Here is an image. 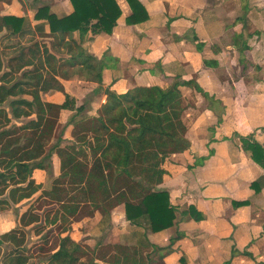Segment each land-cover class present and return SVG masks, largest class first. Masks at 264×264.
<instances>
[{"label": "crops", "instance_id": "crops-1", "mask_svg": "<svg viewBox=\"0 0 264 264\" xmlns=\"http://www.w3.org/2000/svg\"><path fill=\"white\" fill-rule=\"evenodd\" d=\"M115 1L121 15L109 34L88 31L81 43L73 32L61 44L57 33H49L48 23L34 15L38 7L47 6L62 17L72 10L69 0H5L0 16H24L32 27L43 23L44 32L6 35L2 29L0 34H34L45 73V52L61 55L52 75L62 88L45 96L55 100L69 94L75 107L84 103L80 114L98 115L107 90L123 94L134 87L166 88L176 75L188 83L180 89L189 145L164 159L161 180L150 185L153 191H166L178 209L171 227L146 233L151 244L170 246L171 252L158 251L153 259L160 264H264V169L240 140L248 137L264 144V0H140L148 19L134 25L125 23L130 14L126 1ZM71 37L100 62V83L87 77L82 66L79 74L68 69L64 77L69 53L60 51ZM88 96L99 100L98 105L87 107ZM108 211L106 222L98 218L97 227H102L97 233L86 230L89 217L81 220L84 229L78 238L83 246L94 250L101 242L113 253L114 246H124L131 251L128 264L140 256L147 263L151 247L137 245L143 228L125 220L123 204ZM94 264L108 263L95 258Z\"/></svg>", "mask_w": 264, "mask_h": 264}, {"label": "trees", "instance_id": "trees-1", "mask_svg": "<svg viewBox=\"0 0 264 264\" xmlns=\"http://www.w3.org/2000/svg\"><path fill=\"white\" fill-rule=\"evenodd\" d=\"M125 1L130 8V14L125 18L126 24L134 25L148 19L147 10L140 0ZM69 2L72 10L62 17L49 12L47 6L38 7L34 15V19H44L48 23L50 34H58H56L58 43H61L65 35H73V32L78 33L81 43L88 31L92 34H109L121 15V9L115 0H69ZM2 29L6 31V35H22L32 31L40 34L44 32L43 23L32 27L28 18L14 15L0 16V31ZM70 39L71 42L65 43V54L69 53V59L65 61L66 67L63 68L64 77L69 75L68 69H73L77 73L81 70L78 66H82L87 77L94 76L100 83L102 70L100 62L94 56L87 54L80 43L72 37ZM78 58H82V61L79 62ZM56 71L55 68L54 73ZM52 84H56L57 88L60 87L55 78ZM183 85L189 86L176 75L173 82L166 88L134 87L123 94L107 90V99L101 111L97 116L89 118L91 122L98 124L93 129V135L89 138L87 134L81 136L85 137L81 139V144L87 138L88 141H92L90 148L95 153L89 171L85 172V169L74 161L72 154L65 155L61 161L63 174L69 176L72 183L86 184L84 192L89 200H93L98 193L104 199H108V204L104 206L106 208L103 213L104 222H106L105 218H109L110 208L123 204L125 220L132 226L143 228L144 232L138 237L137 245L151 247L150 253L146 255V264L154 261L153 255L158 251H164V254L171 252L170 246L160 248L151 244L146 238V233L167 229L173 225L176 218L178 209L170 203L168 193L153 191L150 185L161 180L164 173L161 164L164 159L169 154L185 150L189 145L185 137L187 127L182 119L185 107L180 86ZM194 88L207 97L199 86L195 85ZM70 99L67 97L59 106L60 109L71 108L75 100ZM12 103L17 102L12 101ZM45 105L51 106L50 103ZM74 108L75 111L68 117L67 123L76 126L83 120L85 121L86 115L80 114L84 109V103ZM80 129L87 130L88 128L80 127ZM240 140L244 151L264 169V144L248 137H241ZM27 166V162L18 160V158L0 155V169L3 170L0 171V177L20 167L27 168ZM259 182L260 180L254 181L251 186ZM16 190V188L11 189L6 196L8 198H2L0 201L7 203L9 199L18 202L27 198V192L22 190L16 199ZM242 204L245 202H236L234 205ZM191 209L189 207V210ZM25 213L21 218H24ZM29 219L31 223L38 221V217L34 215ZM50 225L52 230L57 232L64 230L63 224L57 218L50 220L46 218L43 225L33 226L35 227L34 234L38 235ZM1 243L0 238V264H94L96 258V248L91 250L72 241L70 237L62 238L54 252L37 262L33 261L34 253L47 254L48 248H38L36 245L32 246L35 249L33 250L22 239L13 242L11 246L2 251ZM100 244L101 242H97V247ZM114 249L113 263L128 264L130 249L120 245L114 246ZM164 254L162 253L161 256ZM138 263L139 259L133 264Z\"/></svg>", "mask_w": 264, "mask_h": 264}, {"label": "rangeland", "instance_id": "rangeland-1", "mask_svg": "<svg viewBox=\"0 0 264 264\" xmlns=\"http://www.w3.org/2000/svg\"><path fill=\"white\" fill-rule=\"evenodd\" d=\"M1 1L0 12L3 11L1 7L5 0ZM34 39V34L20 38L0 34V155H10L28 163L27 168L20 167L0 177V200L6 198L14 188L17 189L16 199L22 190L28 195L26 199L18 202L9 199L7 203L0 201V238L2 251L22 239L33 250L36 245L38 248H48L47 254L34 253L33 261L37 262L47 257L49 250L54 251L64 237H70L72 241L83 246L78 238L80 230L84 229L80 227L81 220L89 217L86 230L97 233L98 228L102 227H97V220L103 217L108 199L98 193L93 200H89L84 192L86 184H74L69 176L63 174L61 161L67 154H72L74 161L85 172L89 171L95 153L90 148L92 141L87 139L98 126L89 118L97 115L86 114L85 121L73 126L67 120L74 112V104L66 110L59 107L67 97L71 100L70 95L62 93V99L47 100V91H57V85L52 84V74L62 56L57 57L58 55L47 51L44 58L46 57L48 70L45 73L41 64L40 48L34 44ZM65 50L66 48L60 53L65 54ZM91 99L90 96L87 97V107L97 106L99 100L92 99L91 102ZM12 101L17 103L11 104ZM47 103L51 106L45 105ZM80 127L88 129L81 130ZM84 134L88 138L81 144V139L85 138L81 136ZM24 212V218H21ZM33 215L38 217V221L31 223L29 218ZM46 218H57L63 224L64 230L57 232L50 225L38 235L34 234V228L43 225ZM112 253L108 245H100L96 247L95 257L105 263L115 264L111 261ZM141 261L140 256L138 264L146 263ZM150 264L160 263L154 259Z\"/></svg>", "mask_w": 264, "mask_h": 264}]
</instances>
